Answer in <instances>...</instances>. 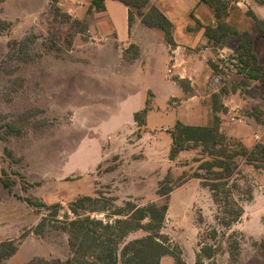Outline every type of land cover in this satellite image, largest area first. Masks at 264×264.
Listing matches in <instances>:
<instances>
[{
  "label": "rangeland",
  "instance_id": "1",
  "mask_svg": "<svg viewBox=\"0 0 264 264\" xmlns=\"http://www.w3.org/2000/svg\"><path fill=\"white\" fill-rule=\"evenodd\" d=\"M80 1L86 8L88 1ZM236 1L227 0L223 21L240 33L253 34L251 9L237 6ZM67 2L60 0L57 5L62 13L67 12ZM53 6L49 0H5L0 5V19L9 24L0 31V178L12 182L9 189L0 182V242L11 240L16 247L1 264L70 258L65 232L51 225L40 235L34 232L44 216L50 218L51 210L31 206L25 198L46 206L59 204L62 219L69 203L83 196L107 198L115 206L126 201L167 204L161 233L186 264L195 263L204 242L220 245L217 264H233L227 251L229 239L239 245L234 264H264V169L243 157L236 159L229 178L239 186L233 194L243 214L224 227L221 205L195 177V172L202 173L197 171L201 162L197 160H206L207 155L198 148L181 152L175 160L168 157L169 131L175 123L205 125L211 120L207 112L210 115L212 96L222 89L226 94L220 100H226L232 112L225 115L227 127L221 133L230 143L248 149L256 143L264 145V83L241 73L233 58L238 39L226 40L225 53L211 43L198 47L209 48L204 59L198 58L210 68L198 72L199 85L182 80L189 88L185 91L176 82L178 72L166 71L161 55L146 71L115 64L97 49L99 40L92 41L89 31L76 32L62 15L56 20ZM116 18L118 25L121 16ZM27 36L35 39L28 56L16 55L12 42ZM255 45L264 62V37ZM134 55L133 48L122 52L125 60ZM166 78L175 81L181 93ZM145 105L151 111L139 127L130 111ZM252 113L262 121L257 122ZM163 180L173 186L166 197L157 194ZM90 214L108 218V214ZM212 229L218 233L215 240L209 238ZM144 234L137 232L129 239ZM173 262L166 255L160 264Z\"/></svg>",
  "mask_w": 264,
  "mask_h": 264
},
{
  "label": "trees",
  "instance_id": "2",
  "mask_svg": "<svg viewBox=\"0 0 264 264\" xmlns=\"http://www.w3.org/2000/svg\"><path fill=\"white\" fill-rule=\"evenodd\" d=\"M5 0H0V5ZM54 4L55 19L62 15V21L71 23L76 32H87L88 26L85 22L73 18L67 12L62 13L57 6L60 0H49ZM106 0H91L90 8L95 12L105 10ZM127 6L128 22L132 23L135 15L142 18L148 27L158 28L163 34L166 42L173 47L172 24L161 13V11L149 5V0H116ZM257 4L264 6V0H254ZM212 9L216 24L214 26H204V36L207 41L214 46L223 48L229 38H237L238 43L233 49V58L237 60L240 71L246 78L264 83V65L259 64L256 54L253 52V37L247 33H240L230 28L223 19L227 16V0H201ZM147 8V9H146ZM146 9V11H144ZM248 14L253 20V30L255 36L264 37V20L258 18L252 12ZM9 28L8 22L0 19V31ZM35 41L34 36H27L20 40L13 41L11 47L28 56L27 49ZM132 48V47H130ZM14 51V53H15ZM18 55H20L18 53ZM137 54L135 53L134 56ZM212 67H215L211 64ZM177 84L185 91L181 79H176ZM226 94L222 89L219 94L212 96V109L214 112H225L220 96ZM148 106L133 114L134 122L139 127L145 124L148 113ZM257 122H261L260 115L252 113ZM6 128L12 129L11 125ZM11 131V130H9ZM16 131V130H12ZM171 145L168 157L175 160L183 151L201 149L206 160L198 165L200 172H195L196 178L203 180L202 185L207 187L214 202L221 205L223 216L220 224L229 227L238 221L243 214L242 205L234 198V191L239 186L236 181H231L229 176L238 157H243L247 163L257 169H264V145L256 143L248 149L240 143H230L220 132V119L214 115L212 120L206 125H189L177 121L169 131ZM5 175V173H3ZM0 182L5 189H9L11 180L8 177H1ZM173 190L171 184L166 180L158 184L157 194L160 197L168 196ZM31 206L46 207L51 210L50 218L44 216L37 224L34 232L42 234L43 229L51 225L65 232L68 236V246L71 256L61 262L59 260L35 259L28 264H160L161 259L169 255L173 258V264H186L180 253H175L168 245V238L161 233L166 212L167 204L158 205L154 202L146 205H137L131 201H126L123 206H115L107 198H93L83 196L69 203L68 210L64 212L60 219L62 207L57 204L46 206L40 201H33L25 198ZM99 212L108 214V218H98L90 213ZM69 213L72 216H69ZM112 218V219H110ZM137 232H144V235L129 239V236ZM217 231H210V239L215 240ZM200 249L196 254L194 264H217L215 256L218 254L220 245L214 243H201ZM228 254L231 262L238 261L239 245L236 240L228 241ZM16 252V247L11 240L0 242V264Z\"/></svg>",
  "mask_w": 264,
  "mask_h": 264
},
{
  "label": "crops",
  "instance_id": "3",
  "mask_svg": "<svg viewBox=\"0 0 264 264\" xmlns=\"http://www.w3.org/2000/svg\"><path fill=\"white\" fill-rule=\"evenodd\" d=\"M68 1L67 13L73 18L87 24L92 41L99 40L98 43L96 42L97 49L105 54L108 60H113L115 64L127 66L134 71H146L150 63L155 60L154 57L161 55L166 66V71H170V73L173 70L177 71L179 79H188L190 81L189 84L192 86L193 81L198 85L201 84L202 80L198 74L200 69L204 66L210 68V65L206 61L198 58L201 55L204 59L206 55L205 51L209 48L206 47L198 50V47L209 44L204 36V26H214V23L217 21L214 18L212 9L202 3L201 0H149L148 7L154 6L158 8L171 22L172 36L175 44L173 47L166 42L164 34L160 29L148 27L143 23L140 16L135 15L132 23L129 24L128 8L119 1L106 0L103 12H95L91 9V0H87V7L84 9L81 8L82 1L76 0L75 3L72 0ZM236 5L239 7L240 5L249 7L255 16L264 20V6L257 4L254 0H237ZM99 16L106 18L98 21L95 17L99 18ZM116 16H121V22L118 21V25L116 22L118 18ZM96 21L103 22L100 25ZM243 32H247L253 37V52L256 54L259 64L264 65V62L260 61L255 50V43L263 37L255 36V33L252 34L250 30ZM130 47L135 50L137 55L130 60H125L123 59L122 52ZM227 50V47L221 49L223 53ZM191 65L192 67L190 68L189 66ZM184 72H186V75ZM167 82L177 87L176 93H181V88L175 81L167 80ZM221 103L226 109L225 112H214L213 109H210V115L207 112V116H210L211 120L214 115L219 117L220 132L223 126L227 127L225 126V123H227L225 115L227 112H232V108L228 106L226 100H222ZM138 108H133L130 111L132 117ZM150 111L151 109L149 108L148 113ZM211 120H208L205 125ZM229 135L231 134L229 133Z\"/></svg>",
  "mask_w": 264,
  "mask_h": 264
},
{
  "label": "built area",
  "instance_id": "4",
  "mask_svg": "<svg viewBox=\"0 0 264 264\" xmlns=\"http://www.w3.org/2000/svg\"><path fill=\"white\" fill-rule=\"evenodd\" d=\"M231 120H232V121H234V120H235V118H231Z\"/></svg>",
  "mask_w": 264,
  "mask_h": 264
}]
</instances>
